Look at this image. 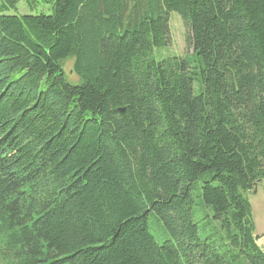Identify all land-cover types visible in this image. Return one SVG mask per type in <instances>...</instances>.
Here are the masks:
<instances>
[{
  "label": "trees",
  "instance_id": "1",
  "mask_svg": "<svg viewBox=\"0 0 264 264\" xmlns=\"http://www.w3.org/2000/svg\"><path fill=\"white\" fill-rule=\"evenodd\" d=\"M51 1L0 0V264H264V0Z\"/></svg>",
  "mask_w": 264,
  "mask_h": 264
},
{
  "label": "rangeland",
  "instance_id": "2",
  "mask_svg": "<svg viewBox=\"0 0 264 264\" xmlns=\"http://www.w3.org/2000/svg\"><path fill=\"white\" fill-rule=\"evenodd\" d=\"M18 11L20 13H30V14H51L53 12V1L51 0H36L34 3L27 4L26 0H20L18 4ZM15 11H11L13 13ZM170 25H169V45L156 48L155 53L157 58H161L164 55L170 56H185L191 54L193 49L187 46L186 35L187 29L179 16L175 11H171L170 14ZM74 60L69 59L65 61L64 68L68 74L69 80L73 82L78 81V77L73 72ZM246 196L249 198L252 209L253 216L256 223V233L262 235L261 239L258 241L259 245L264 247V181L259 183L256 192L248 191ZM212 213V212H211ZM152 228L155 231H159L160 228L156 224L152 223Z\"/></svg>",
  "mask_w": 264,
  "mask_h": 264
},
{
  "label": "water",
  "instance_id": "3",
  "mask_svg": "<svg viewBox=\"0 0 264 264\" xmlns=\"http://www.w3.org/2000/svg\"><path fill=\"white\" fill-rule=\"evenodd\" d=\"M118 110L124 112L125 108H118Z\"/></svg>",
  "mask_w": 264,
  "mask_h": 264
},
{
  "label": "crops",
  "instance_id": "4",
  "mask_svg": "<svg viewBox=\"0 0 264 264\" xmlns=\"http://www.w3.org/2000/svg\"><path fill=\"white\" fill-rule=\"evenodd\" d=\"M258 234V233H257ZM258 235H260V234H258Z\"/></svg>",
  "mask_w": 264,
  "mask_h": 264
}]
</instances>
